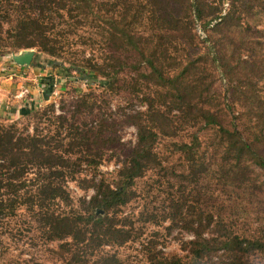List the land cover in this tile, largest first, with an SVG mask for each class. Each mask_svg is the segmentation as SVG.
Returning <instances> with one entry per match:
<instances>
[{
    "label": "trees",
    "instance_id": "obj_1",
    "mask_svg": "<svg viewBox=\"0 0 264 264\" xmlns=\"http://www.w3.org/2000/svg\"><path fill=\"white\" fill-rule=\"evenodd\" d=\"M170 1L0 0V56L11 50L35 49L60 60L74 38L90 46L93 53L103 43L106 49L101 55L105 57L89 60L82 72L88 80L104 78L107 89H112L118 76L131 66L121 59L123 53L136 52L139 58L131 66L137 73L132 94L144 109L123 117L124 123L136 130L135 144L122 153L125 157L108 177L97 179L93 173L89 180H83L86 185L80 189L92 193L78 199V208L73 207L66 184L76 181L82 166L97 171L104 152L114 145L111 130L116 121L104 117L96 127L84 130L72 123L64 136L50 131L42 135L37 124L48 110L55 114V106L50 104L40 112L21 111V115L37 120L32 133H23L16 124H0V214H13L18 199L26 200L22 202L35 209L48 241L61 243L67 264H133L114 251L129 244L139 247L140 264H264V226L258 224L253 231L238 227L240 218L248 215L264 220V196L250 179L253 171L247 165L250 161L264 171V94L251 90L264 82V29L244 26L249 15L258 17L253 6L264 7V0H184L192 23L203 33H211L204 42L212 45L202 57H210L212 63L225 68L240 117L256 129L253 142L236 128H224L214 114L197 107L191 92L195 82L192 72L200 57L188 61L175 75L165 72L170 47L187 40L182 34L189 32V18L164 14L162 6ZM173 1L180 5L183 0ZM144 19L150 32L143 40L137 37L134 26ZM139 62L148 70L139 71ZM152 80L159 88L157 99L146 91ZM46 83L51 92L52 79ZM173 112H177L179 123L194 128L186 140L173 142L170 150V156L178 155L187 167L185 180L197 182L205 170L198 134L201 128H211L224 142L223 182L235 197L241 194L250 201L249 208L223 202L213 205L204 193L177 187L163 219L168 221L167 234L179 230L190 236L179 242L180 253L158 248V238L141 239L134 223L121 215L133 201L137 180L156 169L170 171L156 146L160 137H174L168 132L174 128L170 119ZM55 119L60 127L68 123L64 115Z\"/></svg>",
    "mask_w": 264,
    "mask_h": 264
},
{
    "label": "rangeland",
    "instance_id": "obj_2",
    "mask_svg": "<svg viewBox=\"0 0 264 264\" xmlns=\"http://www.w3.org/2000/svg\"><path fill=\"white\" fill-rule=\"evenodd\" d=\"M227 7L226 2L223 8L227 9ZM162 8L165 13L162 12L169 16H177L180 19L189 18V32L182 34L183 37H187V40L181 39L172 44L168 60L164 63L165 72L170 76L175 75L188 61L200 57L197 60L200 64L197 62L196 70L192 72L195 82L191 92L197 107L210 111L216 116L221 126L228 130L236 128L247 141L253 142L256 129L248 120L240 117L241 110L235 104L233 86L229 77L225 76V68L212 63L210 57L204 59L202 57L212 45L211 42H204L211 33H203L199 25L192 23L191 14L184 0L180 2V5L171 0L164 3ZM253 8L259 12V15L254 19L253 14L249 15L245 19L244 26L254 28V25H258L257 29H264V7L253 6ZM145 22H147L146 19L134 26L137 37L143 40L148 38L150 32ZM80 41L77 38L72 39L71 46L60 60H53L35 49L19 52L8 50L10 53L0 56V77L2 76L0 81H4L2 83L6 86L3 89V96L0 97V124H16L23 133H32L37 120H33L29 114L21 115V111L33 109L40 112L50 104L55 106V114L48 110L37 124L38 131L42 135L50 131V134L60 132L64 136L72 123L78 124L80 129L84 130L96 127L104 117L116 121L111 130L114 145L104 152L103 162L97 171L82 166L78 170L76 181H68L66 184L74 208H78L80 197L92 193L91 191L85 193L80 189L86 185L83 180H89L93 173L97 174V179L102 176L108 177L115 171L117 162L125 157L122 153L133 147L136 130L133 126L125 124L123 117L144 109L140 107L139 101L132 94V80L137 73L131 70L133 69L131 66L139 60L136 52H125L121 55V59L131 66L126 67L118 76L119 81L112 89H107L102 82L105 81L104 78L98 76L95 80H88L82 72L89 60L105 57L101 55L103 49H106L104 44L99 43L96 48L97 53H93L90 46H83ZM23 51H29L32 54L29 66H19L13 60L14 56L20 55ZM136 67L142 73L148 70L140 62ZM49 79H52L54 87L51 92L46 85ZM154 83L152 80L146 91L157 99L156 93L159 92V88L154 86ZM251 90L264 94V82L252 86ZM18 95L22 96L17 98ZM78 108L79 111H77ZM163 110L167 111L166 107ZM58 115H64L68 120L63 127H60L55 119ZM176 115L177 112L171 114L170 119L174 123V128L168 131L174 137H160L156 146L157 152L167 159L164 167L166 170L170 168V171L156 169L147 172L144 178L137 180L133 187L135 191L133 201L123 208L121 213L122 217L127 216L134 223L136 230L142 234L141 239L158 238L160 241L158 248L164 247L166 253H180L179 242L190 238L183 231L174 230L167 234L165 230L168 221L164 220L163 216L167 213L170 195L176 192L177 187H188V190L193 188L198 194L202 192L207 195L206 201L213 205L223 202L226 206L238 204V207L249 208L250 203L241 194L235 197L223 182L222 179H225V176L220 169L222 165L224 166V150L221 146L224 142L213 133L211 128H201L198 134L202 142L205 170L200 173L197 182H192L189 178L185 180L188 173L187 167L178 155L170 156V150L173 142L186 140L194 128L179 123ZM247 165L253 171L250 179L254 181L257 189H260L261 196H264V171L250 161ZM223 171L225 172V168ZM22 200L26 201L18 199L17 208L13 214L6 216L0 214V264H67V255L59 248L61 243L48 241L35 209ZM263 221L261 216L257 218L248 215L240 218L238 227L242 231H253L257 229L258 224L264 226ZM138 250L139 247L130 244L121 249H114L121 257L133 264H140L143 261Z\"/></svg>",
    "mask_w": 264,
    "mask_h": 264
},
{
    "label": "water",
    "instance_id": "obj_3",
    "mask_svg": "<svg viewBox=\"0 0 264 264\" xmlns=\"http://www.w3.org/2000/svg\"><path fill=\"white\" fill-rule=\"evenodd\" d=\"M32 54L29 51H23L18 56H14V62L19 66H29L31 62Z\"/></svg>",
    "mask_w": 264,
    "mask_h": 264
},
{
    "label": "crops",
    "instance_id": "obj_4",
    "mask_svg": "<svg viewBox=\"0 0 264 264\" xmlns=\"http://www.w3.org/2000/svg\"><path fill=\"white\" fill-rule=\"evenodd\" d=\"M2 68V67H1ZM2 72V71H1ZM0 78H2V76L0 77ZM2 82H4V81H0V97H2L3 96V93H4V88H6V86L4 85V83H2ZM39 85H41V84H39ZM19 88H20V86H19Z\"/></svg>",
    "mask_w": 264,
    "mask_h": 264
},
{
    "label": "built area",
    "instance_id": "obj_5",
    "mask_svg": "<svg viewBox=\"0 0 264 264\" xmlns=\"http://www.w3.org/2000/svg\"><path fill=\"white\" fill-rule=\"evenodd\" d=\"M22 95H18L17 98L21 97Z\"/></svg>",
    "mask_w": 264,
    "mask_h": 264
}]
</instances>
